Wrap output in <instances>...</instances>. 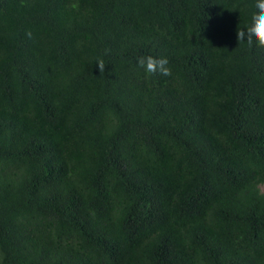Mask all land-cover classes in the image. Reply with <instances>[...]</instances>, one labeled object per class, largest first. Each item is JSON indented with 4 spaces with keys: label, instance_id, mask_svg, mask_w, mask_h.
Here are the masks:
<instances>
[{
    "label": "trees",
    "instance_id": "trees-1",
    "mask_svg": "<svg viewBox=\"0 0 264 264\" xmlns=\"http://www.w3.org/2000/svg\"><path fill=\"white\" fill-rule=\"evenodd\" d=\"M255 2L0 0V264H264Z\"/></svg>",
    "mask_w": 264,
    "mask_h": 264
},
{
    "label": "clouds",
    "instance_id": "clouds-1",
    "mask_svg": "<svg viewBox=\"0 0 264 264\" xmlns=\"http://www.w3.org/2000/svg\"><path fill=\"white\" fill-rule=\"evenodd\" d=\"M255 8L257 11L253 14L252 24L247 28H237L236 39L238 42H246L249 46H252L255 41L257 47L264 48V0H256ZM28 35L30 36L31 34L28 33ZM137 64L146 74L171 75L167 57L141 56L137 60ZM97 65L100 72L104 71L103 60H99Z\"/></svg>",
    "mask_w": 264,
    "mask_h": 264
}]
</instances>
